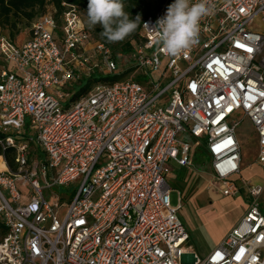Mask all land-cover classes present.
<instances>
[{
    "label": "built area",
    "instance_id": "obj_1",
    "mask_svg": "<svg viewBox=\"0 0 264 264\" xmlns=\"http://www.w3.org/2000/svg\"><path fill=\"white\" fill-rule=\"evenodd\" d=\"M145 1L156 7L129 56L143 82L97 83L73 100L81 77L118 68L75 6L58 19L42 15L20 45L0 36V264H264V186L233 179L241 170L237 114L252 123L264 167V31L251 28L264 25V0H210L214 14L201 19L198 43L178 56L158 51L152 31L174 0ZM179 135L203 143L220 196L248 195L242 216L201 260L187 245L180 195L171 206L165 180L172 167H193V148ZM70 184L58 220V202L49 206L43 191Z\"/></svg>",
    "mask_w": 264,
    "mask_h": 264
},
{
    "label": "rangeland",
    "instance_id": "obj_2",
    "mask_svg": "<svg viewBox=\"0 0 264 264\" xmlns=\"http://www.w3.org/2000/svg\"><path fill=\"white\" fill-rule=\"evenodd\" d=\"M46 11L47 13L54 14V9L51 6L47 7ZM86 14L87 11L80 8L81 20L88 27ZM251 28L258 32L264 31V25H262L259 20H255ZM88 29L95 37H100V32L103 31L100 25H97L95 29L89 27ZM0 34L7 36L5 31H1ZM28 37L29 33L28 29H26L17 34L13 41L15 44L20 45L27 41ZM121 43L122 42H115L111 44L119 48ZM161 61V69L163 70L165 59H161ZM117 63L118 68L114 72V75L124 73L120 81L134 80V78L138 76L140 71L133 66L129 58H121ZM5 64L11 67L9 63ZM158 74L159 72H152L154 80L157 79ZM107 76L110 78L113 77V75L110 74ZM73 89L77 91L79 86H73ZM68 98L69 95H66L65 99ZM235 118L239 121L235 133L238 143L241 144L242 167L240 173L233 179L242 178L252 185L264 186V167L256 164L255 129L250 120L246 117H242L241 114H237ZM178 137L184 138L191 144L193 148V167L191 170L172 167L171 171L166 175L165 180L171 189L169 194L171 206H178V194L180 195L181 203L178 216L186 231L191 236L187 245L190 247L189 250L201 260L215 247L218 237L225 233L228 227H232L239 220L246 205L248 195L241 190L238 195L234 197L223 198L220 196L215 189L210 186L213 179L208 168L209 163L207 161V156L203 158L199 153L200 148H204L203 143L199 141L198 138L192 136L179 135ZM33 155L36 157H43V154L38 151H35ZM14 167L15 165H13L12 168H7L11 171ZM5 169L6 167H4L3 170ZM77 184L78 181L74 183V185ZM72 187L73 185L70 184L69 186H62L60 188L52 187L50 191H43V195L49 206L53 207L54 202H58L59 206L56 209L58 220H62L65 217L67 203L73 192ZM259 204L261 210L264 211V192L261 194Z\"/></svg>",
    "mask_w": 264,
    "mask_h": 264
},
{
    "label": "clouds",
    "instance_id": "obj_3",
    "mask_svg": "<svg viewBox=\"0 0 264 264\" xmlns=\"http://www.w3.org/2000/svg\"><path fill=\"white\" fill-rule=\"evenodd\" d=\"M213 14L210 0H174L156 21L153 43L158 51L178 56L198 43L201 19ZM86 15L88 27L100 25V35L109 43L123 41L140 25V16L131 18L123 0H88Z\"/></svg>",
    "mask_w": 264,
    "mask_h": 264
},
{
    "label": "trees",
    "instance_id": "obj_4",
    "mask_svg": "<svg viewBox=\"0 0 264 264\" xmlns=\"http://www.w3.org/2000/svg\"><path fill=\"white\" fill-rule=\"evenodd\" d=\"M123 2L125 5V11L130 14L131 18L135 19L137 15L140 16V25L135 32H133L132 34L127 36L123 41H121L122 43L120 44L119 48H116L111 43H109L106 38H103L101 36L95 37L81 20L82 24L89 32L91 41L100 42L107 46L110 49L111 55L116 62H118L119 59L124 57L129 58L130 54L140 43L142 21L149 14H151L156 7L154 3L145 0H123ZM157 2L158 7H161L164 5H169L172 0H157ZM68 5L75 6L80 14V8L85 9L87 11L88 0H0V33L1 31H5L7 33L6 37L13 43L14 37L26 29H28L30 37L32 24L42 15L47 13V7L51 6L54 9V14L52 15L56 19H58L62 12H64L66 6ZM2 64L3 61L0 57V66ZM123 75L124 73L119 75H113V77L110 78L107 75L95 72L89 77H81L77 81V83L73 85L79 86V89L75 91L72 87V91L74 90V93L70 97V99L73 100L85 95L91 89V87H93L97 83L113 84L117 82H122L120 81V79ZM134 80L140 83L143 82L140 76H136ZM199 153L203 158H206V153L204 149L200 148ZM3 157L7 166L12 168L14 165L13 151L6 150L3 153ZM0 229L3 235L4 230L1 224Z\"/></svg>",
    "mask_w": 264,
    "mask_h": 264
},
{
    "label": "crops",
    "instance_id": "obj_5",
    "mask_svg": "<svg viewBox=\"0 0 264 264\" xmlns=\"http://www.w3.org/2000/svg\"><path fill=\"white\" fill-rule=\"evenodd\" d=\"M255 139H256V140H255V149H256V154H257L258 142H257L256 134H255ZM239 145H240V150H241V144L239 143ZM240 167H242V153H241ZM245 207H246V205H245ZM245 207H244V209H245ZM244 209H243V212H244ZM242 214H243V213H241L240 217L242 216ZM240 217H239V218H240ZM234 225H235V224H234ZM234 225H233V226H234ZM230 228H231V227H228V228H227V231L218 237L217 244H218L219 241L223 238V236H224V235L230 230ZM187 233H188V232H187ZM188 235H189V239H188V241H189V240L191 239V236H190L189 233H188ZM217 244H216V245H217ZM216 245H215V246H216ZM211 250H212V249H211ZM211 250H210V251H211ZM210 251H209V252H210ZM209 252H208V253H209Z\"/></svg>",
    "mask_w": 264,
    "mask_h": 264
},
{
    "label": "bare ground",
    "instance_id": "obj_6",
    "mask_svg": "<svg viewBox=\"0 0 264 264\" xmlns=\"http://www.w3.org/2000/svg\"><path fill=\"white\" fill-rule=\"evenodd\" d=\"M4 164H3V162H2V159L0 158V171H2L3 169H4Z\"/></svg>",
    "mask_w": 264,
    "mask_h": 264
},
{
    "label": "snow or ice",
    "instance_id": "obj_7",
    "mask_svg": "<svg viewBox=\"0 0 264 264\" xmlns=\"http://www.w3.org/2000/svg\"><path fill=\"white\" fill-rule=\"evenodd\" d=\"M251 49H249V51H250Z\"/></svg>",
    "mask_w": 264,
    "mask_h": 264
}]
</instances>
